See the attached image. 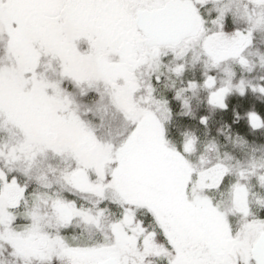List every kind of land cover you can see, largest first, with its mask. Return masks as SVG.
<instances>
[{"label": "snow or ice", "instance_id": "6c2138e0", "mask_svg": "<svg viewBox=\"0 0 264 264\" xmlns=\"http://www.w3.org/2000/svg\"><path fill=\"white\" fill-rule=\"evenodd\" d=\"M257 34L264 0H0V264H264V145L170 136L264 97Z\"/></svg>", "mask_w": 264, "mask_h": 264}, {"label": "rangeland", "instance_id": "374dc122", "mask_svg": "<svg viewBox=\"0 0 264 264\" xmlns=\"http://www.w3.org/2000/svg\"><path fill=\"white\" fill-rule=\"evenodd\" d=\"M225 2H227V0H225ZM257 50H261L264 51V34H257L256 36V40L254 41V47L251 49V51L255 52ZM254 62L255 61V58ZM235 71H237V75H239V71L238 69H233ZM249 79H253L254 82L259 81L260 84L264 85V80L259 79L261 76H264V71H260L259 69L254 70L252 73L245 74ZM200 76V71L196 70L195 72H188L186 74L187 78H193L196 77L198 78ZM179 82H177V87H179ZM254 94H251L249 92V94L247 96H253ZM256 96V95H254ZM239 98V96H233L231 98V101L233 100H237ZM204 99V94L201 93L200 96L198 98H193L190 103L194 109V111L199 115V114H207L209 115V125L207 128H204L203 126H199L198 128H201L200 130H196L197 129V125H198V121H193L191 120L190 117H182L183 119H181L182 121L176 120L173 121L172 124H176L177 128H176V134H175V138L176 139H180L181 137V133L184 131H188V132H194L198 138L203 139V140H207L210 142H215L217 143L218 141H224V140H228L226 139V136L223 133H228L229 135L232 136L233 139H235L236 136H242V131L241 130H232L231 127L229 126L228 123H221V121L219 120H215L216 116L219 115L220 112H215V113H208L207 109H206V105L202 102ZM199 105V106H198ZM248 108H252V107H247L245 109ZM244 111V109H243ZM243 115V112L240 114ZM243 123V121H242ZM205 130H208L209 134L205 135L203 132ZM207 132V131H206ZM248 135H253L251 132L248 131ZM244 139L248 140V142L254 146H261L264 145V135H261L260 138L257 140H255V138L253 137V139H251L250 136L248 137H244ZM257 156L260 155V153L258 152L256 154ZM216 157V154H211L208 156L209 159L214 160Z\"/></svg>", "mask_w": 264, "mask_h": 264}, {"label": "trees", "instance_id": "16d2710c", "mask_svg": "<svg viewBox=\"0 0 264 264\" xmlns=\"http://www.w3.org/2000/svg\"><path fill=\"white\" fill-rule=\"evenodd\" d=\"M165 95H169V93L165 92ZM247 107H252V108H260V107H264V97H259L258 95L256 96H245V97H239L237 100H233L230 102L229 105V109L224 111V112H220L218 116H216L215 120H219L221 121V123H228L229 126L231 127L232 130H241L242 135L245 137L250 136L251 139H253V137L255 138V140H257V138L259 139L261 135H248V130L246 128V126L244 125V123H242V121H237L236 120V115L237 114H241L243 112V109L247 108ZM181 119H183L180 116H177L174 121L179 120L182 121ZM199 125H197V129L196 130H200L201 128H198ZM176 128L177 125L174 123L170 126V136L173 139V141H177L178 139H176L175 134H176ZM207 131V132H206ZM205 135H208L209 132L208 130H205L203 132ZM198 141L201 145V151L203 150V147L206 146L207 144L210 143V141L207 142V140H203L198 138ZM215 143V142H214ZM219 152H220V157L223 158V154L225 152H228L230 155L235 156L237 159H243V154L239 151V149H234L232 144L229 143V140H224V141H218L216 143ZM216 154L215 152H210L207 155H211V154ZM234 162V161H233ZM81 231L80 228H76L75 232L79 233Z\"/></svg>", "mask_w": 264, "mask_h": 264}]
</instances>
